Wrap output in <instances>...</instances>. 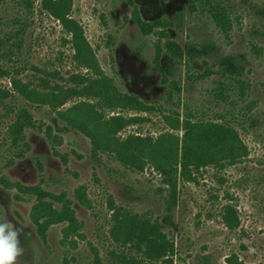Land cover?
Instances as JSON below:
<instances>
[{"label": "rangeland", "instance_id": "obj_1", "mask_svg": "<svg viewBox=\"0 0 264 264\" xmlns=\"http://www.w3.org/2000/svg\"><path fill=\"white\" fill-rule=\"evenodd\" d=\"M32 2L31 7L20 2L29 14L24 79L37 70L53 71L52 83L69 87L77 74L94 75L74 59L71 35L61 21L43 8L42 0ZM224 8L230 15L227 27L217 23L202 0H73L71 15L82 24L101 70L124 92L149 104L162 103L160 110L103 107L106 116H141L120 136H158L172 129L164 113L168 109L205 117L220 111L240 129L250 153L242 163L211 165L196 172L195 181H183L174 212H169L164 199L170 187L152 165L138 170L107 154L95 158L91 137L62 122L55 107L10 97L0 105V222L22 225L28 233L21 237L24 253L17 264H95L97 256L101 264H229L233 255L264 264V0H224ZM2 11L8 16L12 9ZM137 15L149 22L172 20L171 36L184 47L183 61L171 56L165 38L144 33ZM173 81L180 90L170 98ZM238 81H244L243 98L241 89L232 87ZM220 82L230 88L229 102L215 95ZM0 87L11 88L7 76L0 77ZM81 100L98 102L75 96L58 108ZM24 107L33 124L16 138L10 125ZM7 176L73 199L84 237L65 241V223L41 232L32 216L37 196L10 187L2 180ZM81 186L86 187L90 207L75 197ZM111 198L117 206L128 205L162 220L175 244L173 251L152 259L135 244L114 239ZM229 206L239 219L234 228L225 215Z\"/></svg>", "mask_w": 264, "mask_h": 264}, {"label": "trees", "instance_id": "obj_2", "mask_svg": "<svg viewBox=\"0 0 264 264\" xmlns=\"http://www.w3.org/2000/svg\"><path fill=\"white\" fill-rule=\"evenodd\" d=\"M22 1L0 0V77L7 76L11 82V88L0 87V105L10 97L21 98L24 104L25 99L32 104H49L56 108L62 122L91 137L95 158H98L100 153L107 154L123 166L138 170L147 164L152 165L164 176L165 183L170 187L169 197L164 199L169 212H174L183 181H195L197 179L195 173L200 172L202 168L242 163L249 155V146L240 129L228 119L226 113L220 111L216 112L215 117H205L193 112L181 113L177 108L168 109L164 113L172 129L158 136H145L138 132L126 137L120 136L119 132L123 128L134 122L138 123L142 119L141 116L127 117L120 113L106 116L101 110L103 107L126 106L143 111L160 110L163 108L162 103L149 104L136 94L124 92L101 70L82 24L71 15L73 0H42V6L59 19L71 35L74 59L86 68L93 69L95 74L92 76L77 74L73 77L75 85L69 87L53 84V71L43 70L39 73L37 70L36 73L26 76L28 80H25L24 66L28 59L25 37L29 14L21 8ZM25 1L30 7L33 5L32 0ZM202 4L219 25L223 27L229 25L230 15L224 8V0H202ZM3 8H11L12 11L6 16L3 14ZM137 18L145 33H157L159 37L165 38L163 45L167 47L171 56L177 61H183L184 47L171 36L170 30L175 24L172 20L158 19L148 22L138 15ZM160 58L161 51L157 55V62ZM34 77H39L38 83L31 85L32 81H36ZM232 87L241 89L240 97L245 96L244 81L242 83L238 81ZM229 89L220 82L218 87L214 88L216 97L223 102L226 99L225 103L229 102L227 101ZM179 90L180 85L175 81L171 82L169 97L174 98ZM75 96L94 98L98 102L81 100L65 109L58 108ZM32 118L27 108H21L10 125L11 133L16 138H21L25 134V128L32 126ZM2 180L10 187H17L26 194L37 196L32 216L41 232H46L53 224L65 223V241L72 243L77 240L74 236L84 237L85 234L81 230L82 222L72 206L73 199H66L64 194L58 196L39 185H22L23 183L19 181L10 180L8 176ZM75 197L82 205L90 207L91 200L85 186L76 190ZM59 201L62 202L61 205L58 204ZM110 207L113 210L111 234L114 239L135 244L144 249L146 256L152 259L164 257L173 251L175 244L164 231L162 220L141 214L128 205L117 206L113 198L110 199ZM225 215L230 227L234 228L239 224L234 208L227 207ZM228 262L249 264L235 255L229 257ZM95 264H101L98 256Z\"/></svg>", "mask_w": 264, "mask_h": 264}, {"label": "clouds", "instance_id": "obj_3", "mask_svg": "<svg viewBox=\"0 0 264 264\" xmlns=\"http://www.w3.org/2000/svg\"><path fill=\"white\" fill-rule=\"evenodd\" d=\"M28 233L22 225L10 221L0 222V264H17V260L24 253L21 237Z\"/></svg>", "mask_w": 264, "mask_h": 264}, {"label": "flooded vegetation", "instance_id": "obj_4", "mask_svg": "<svg viewBox=\"0 0 264 264\" xmlns=\"http://www.w3.org/2000/svg\"><path fill=\"white\" fill-rule=\"evenodd\" d=\"M143 20V19H142ZM136 21H137V23H138V25H139V27L141 28V30L143 31V29H142V27H141V25H140V22L138 21V18L136 17ZM145 21H148V20H145ZM150 21V20H149ZM148 21V22H149ZM152 22V21H151ZM144 32V31H143ZM145 33V32H144ZM147 35H150V34H152V32H149V33H146Z\"/></svg>", "mask_w": 264, "mask_h": 264}]
</instances>
